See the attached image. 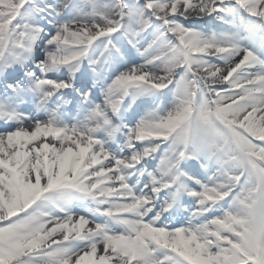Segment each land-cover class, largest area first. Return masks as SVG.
I'll return each instance as SVG.
<instances>
[{"label":"snow or ice","instance_id":"obj_1","mask_svg":"<svg viewBox=\"0 0 264 264\" xmlns=\"http://www.w3.org/2000/svg\"><path fill=\"white\" fill-rule=\"evenodd\" d=\"M0 125V264H264V0H0Z\"/></svg>","mask_w":264,"mask_h":264},{"label":"rangeland","instance_id":"obj_2","mask_svg":"<svg viewBox=\"0 0 264 264\" xmlns=\"http://www.w3.org/2000/svg\"><path fill=\"white\" fill-rule=\"evenodd\" d=\"M148 39L150 40L151 38L149 37ZM159 74H160V75H163L162 72L159 73ZM62 236H63L62 233H58V234L54 237V239H62ZM100 248H101V250H102V245L100 246Z\"/></svg>","mask_w":264,"mask_h":264}]
</instances>
